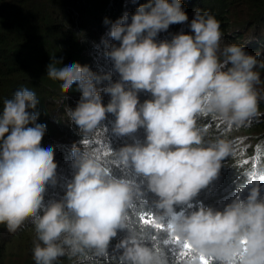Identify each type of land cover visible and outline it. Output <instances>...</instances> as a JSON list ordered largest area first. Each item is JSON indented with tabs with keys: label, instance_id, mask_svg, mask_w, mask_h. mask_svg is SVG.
<instances>
[{
	"label": "clouds",
	"instance_id": "obj_1",
	"mask_svg": "<svg viewBox=\"0 0 264 264\" xmlns=\"http://www.w3.org/2000/svg\"><path fill=\"white\" fill-rule=\"evenodd\" d=\"M130 20V22H129ZM189 17L182 0H146L134 13L115 21L105 18L111 43L106 51L119 79L98 75L77 61L56 62L51 56L46 71L60 77L64 89L81 93L76 106L64 104L70 125L83 137L102 127L107 113L115 116L111 131L126 136L143 128V142L110 148L106 163L92 148L72 146L75 172L60 200L43 204L46 186L56 182L54 145L42 140L47 120L39 117V94L20 86L0 106V223L14 231L31 218L34 264H56L58 258L105 256L117 230L127 234L115 245L118 264H169L167 255L145 243L146 230L128 223V210L145 191L155 194L158 221L187 242L195 258L212 264H264V198L257 174L245 173L253 185L244 199L237 197L222 210L199 206L185 214L175 206L192 208L193 198L214 181L222 162L232 153L229 140L207 138L208 115L228 126H245L264 115L259 87L264 59L250 53L245 43L226 42L216 16L194 10L191 32L157 40L171 24ZM102 80L108 83L98 87ZM150 93L140 102L138 93ZM102 92L110 96L102 102ZM66 99L63 95L58 103ZM112 165L131 167L146 180V187L112 173ZM264 178V172L259 173ZM42 209V212H41ZM243 241H246L244 243Z\"/></svg>",
	"mask_w": 264,
	"mask_h": 264
},
{
	"label": "trees",
	"instance_id": "obj_2",
	"mask_svg": "<svg viewBox=\"0 0 264 264\" xmlns=\"http://www.w3.org/2000/svg\"><path fill=\"white\" fill-rule=\"evenodd\" d=\"M145 2L146 0H0V106L3 99L10 97L20 86L33 88L39 94L38 115L47 120L42 140L53 145L61 134L79 135L77 127L67 121L64 104L74 108L81 93L75 89V82L72 89H64L60 84L61 78L47 73L46 65L51 56L58 53L55 57L58 63L65 60L77 61L81 65L89 66L96 74L101 75V71L114 80L118 73L112 69L110 58L107 60V50L103 47L106 42L103 44L100 38L104 29L109 27L103 21L105 18L110 22L115 21L125 12L134 13ZM182 4L189 20L171 24L166 31L158 34L157 40H170L178 32H191L188 24L193 18L194 10L204 9L213 13L220 21L226 42L245 43L248 52L259 51L260 58L264 59V0H182ZM108 38L111 43L119 44L111 37ZM260 72L261 80L264 81V69H260ZM107 83V80H102L99 86ZM259 87L264 88V83ZM65 94L66 99L58 103ZM138 96L140 102H143L150 98V93L141 91ZM259 109L264 112V101L259 103ZM114 120L113 114H106L101 125L106 130H97V134L104 136L106 143L115 144V149H118L124 144L143 142V128L138 129L133 136L114 135L111 131ZM198 123L207 126L208 139L219 136L228 140L238 134L240 138L244 134L248 138L264 137V115L240 127H228L208 115L201 116ZM73 144L83 147L77 142H72V146ZM108 159L106 163H111L110 156ZM256 163H251L248 170H245L244 167L248 164L246 161L237 163L226 157L218 177L193 198L192 209L202 203L204 206L222 210L233 199L246 198L249 188L253 186L247 183L251 179L245 174L248 172L257 174L253 184L259 183L260 198H264V178L258 177L260 172H264V162ZM111 170L117 177L123 176L137 183L144 181L141 188L146 187V180L135 174L131 167L127 171L129 176L120 165H112ZM48 190L45 192L44 205L52 197ZM155 199V194L145 191L143 198L136 200L128 210V223L134 229L146 230L148 239L145 243L162 250L167 255L169 264H186L178 261L170 248L162 243L166 233L157 232L154 228L139 223L138 216L141 211L149 210L155 214ZM188 209L190 208L186 205L175 206L176 212ZM126 234L127 229L117 230L105 256L91 253L82 257L62 256L56 264H118L116 257L119 250L115 249V245ZM33 237L31 218H26L14 231H10L6 223H0V264H34L31 253Z\"/></svg>",
	"mask_w": 264,
	"mask_h": 264
},
{
	"label": "rangeland",
	"instance_id": "obj_3",
	"mask_svg": "<svg viewBox=\"0 0 264 264\" xmlns=\"http://www.w3.org/2000/svg\"><path fill=\"white\" fill-rule=\"evenodd\" d=\"M107 32H108V29H104V33L100 36V38L103 44L106 42L105 45L108 47L111 42H110V39L108 38L109 36L107 35ZM105 45L103 47L105 48V50H107V47ZM107 60L109 61V57L107 58ZM112 69H114L113 64H112ZM93 72L95 71L93 70ZM100 74L104 76L106 73H103L100 71ZM118 79H119V74L117 78H115L113 81L118 80ZM106 85L107 84L102 85V86L98 85V87L102 89ZM102 97H103L102 102L104 104H106L108 100L110 99V96L106 93H103ZM107 114H112V113H107ZM98 130L101 131V129H98ZM78 134L79 135L72 133V136H66V133L61 134L60 137H57L58 138L57 142L53 144L54 153H55L54 160L57 162L56 182L54 184L49 183L46 186V188L49 189L48 191H50L51 196H52L47 201V203L53 200H60L66 191L67 183H69L73 177L75 168L73 167V155L71 151L72 142H77L83 145L82 141L84 140L86 142L85 146L94 149L96 153L99 154V156L104 158L105 162H108L109 160L108 156L110 155L105 157L103 155L104 149L109 146L110 148L115 150V144H112L110 142L106 143L104 141V136L97 134V130L94 133L86 137H83L80 132ZM129 136H133V134H130ZM228 140L231 142L232 149H233L229 157L233 161H236L237 163H242L246 161V163L248 164H246V166L244 167L245 170H248V167L250 166L251 163L257 164L256 163L257 161L264 162V137L263 138L262 137L260 138H256V137L250 138L249 137L248 138V136L244 134L240 138V134H238V135L232 136ZM128 168L126 169V175L129 176V174L127 173ZM262 170H264V165L262 166ZM258 177L260 178V175ZM46 205L47 204H45V206ZM192 210H195V209L190 208L184 212L186 214L187 212L192 211ZM167 246L170 248L171 253L177 257L178 261H181L182 263H186V264H191V261L193 260L191 256L185 255L181 257L179 255V252L176 246L171 245V244Z\"/></svg>",
	"mask_w": 264,
	"mask_h": 264
},
{
	"label": "snow or ice",
	"instance_id": "obj_4",
	"mask_svg": "<svg viewBox=\"0 0 264 264\" xmlns=\"http://www.w3.org/2000/svg\"><path fill=\"white\" fill-rule=\"evenodd\" d=\"M103 155L107 157L110 155V147H106L103 151ZM255 175L256 173L253 172ZM139 223L145 227H152L154 228L157 232H164L166 233V238L163 239L162 243L165 245H174L177 247V250L179 252V255L181 257L188 255L191 256L192 259L195 258V253L192 251L191 247L187 242H182L179 240L178 237L172 235L170 231L168 230L170 228V225L166 223H162L157 220L156 215L149 211V210H144L139 213L138 216ZM246 243V241H243ZM200 264H212V258L210 257H199Z\"/></svg>",
	"mask_w": 264,
	"mask_h": 264
},
{
	"label": "bare ground",
	"instance_id": "obj_5",
	"mask_svg": "<svg viewBox=\"0 0 264 264\" xmlns=\"http://www.w3.org/2000/svg\"><path fill=\"white\" fill-rule=\"evenodd\" d=\"M263 140V139H262Z\"/></svg>",
	"mask_w": 264,
	"mask_h": 264
}]
</instances>
